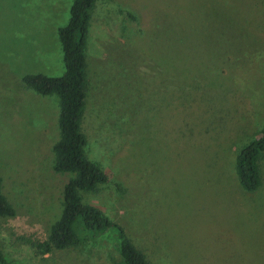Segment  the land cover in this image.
I'll return each mask as SVG.
<instances>
[{"label":"rangeland","instance_id":"obj_1","mask_svg":"<svg viewBox=\"0 0 264 264\" xmlns=\"http://www.w3.org/2000/svg\"><path fill=\"white\" fill-rule=\"evenodd\" d=\"M104 2L124 13L115 31L127 26L130 37L111 41L92 30L93 19L86 33L81 130L108 183L81 192L83 200L122 227L148 264H264V153L255 191L236 174L237 155L264 126V0L95 7ZM72 3L0 0V178L15 211L0 217L8 264H122L109 232L38 249L73 175L53 170L58 97L22 78L64 74L58 29Z\"/></svg>","mask_w":264,"mask_h":264},{"label":"trees","instance_id":"obj_2","mask_svg":"<svg viewBox=\"0 0 264 264\" xmlns=\"http://www.w3.org/2000/svg\"><path fill=\"white\" fill-rule=\"evenodd\" d=\"M94 1L73 0L68 23L58 29L64 74L60 77L29 74L22 78L25 88L42 96L58 97L59 138L52 148L55 156L53 170L73 175L63 189L61 216L51 226L48 240L38 245V249L42 253L49 252L51 248L65 249L77 245L81 239L86 240L84 233L100 235L109 232L114 238L113 247L122 264H148L127 238L124 229L110 221L98 207L86 203L81 196V192H92L108 183L106 172L97 162L88 158L86 138L81 130L87 85L86 33ZM127 15L131 16L130 13ZM263 153L264 126L258 137L236 157V174L241 188L246 192L255 191L261 184L258 158ZM14 214L13 207L1 191L0 178V217H12ZM0 264H8L1 251Z\"/></svg>","mask_w":264,"mask_h":264},{"label":"crops","instance_id":"obj_3","mask_svg":"<svg viewBox=\"0 0 264 264\" xmlns=\"http://www.w3.org/2000/svg\"><path fill=\"white\" fill-rule=\"evenodd\" d=\"M107 1V0H106ZM95 1L93 4V7L91 9L90 12V19H89V23L91 24L92 19H93V26H92V30L94 28L96 29H101L105 32V34L107 36H109V40H113L115 42H117L118 44H122V43H126L129 42V28L126 26L124 28V26L122 25L120 30L115 31V26L117 20H120L123 18L124 13L119 12V9L116 8L115 6L111 5L108 2H104L101 3L100 5H98V7H95ZM93 12V13H92ZM92 14H93V18H92ZM112 17V20H111ZM89 23H88V27H89ZM123 23V21H122ZM88 27H87V31H88ZM124 28V30H123ZM90 30V28H89ZM122 32V36L120 38H118V35H116V37L114 38V34L120 33ZM97 46L99 47L100 44L97 42ZM177 44H174L172 48H177L176 47ZM87 43L85 44V58H86V64H87ZM100 51V50H99ZM172 53L174 54V56H176V51H172ZM105 56V55H104ZM109 58L108 56H105V58ZM114 57H117L116 55H114ZM87 68H88V64H87ZM86 68V70H87ZM178 89V87H177ZM231 235V234H229Z\"/></svg>","mask_w":264,"mask_h":264}]
</instances>
